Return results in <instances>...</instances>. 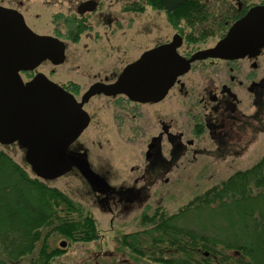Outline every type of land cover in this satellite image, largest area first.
<instances>
[{
    "label": "rangeland",
    "instance_id": "1",
    "mask_svg": "<svg viewBox=\"0 0 264 264\" xmlns=\"http://www.w3.org/2000/svg\"><path fill=\"white\" fill-rule=\"evenodd\" d=\"M68 1L0 0V3L24 12L28 24L36 32L55 34L58 28L65 34L64 27L56 28L54 14L69 15ZM237 1L247 5L264 2L198 0L200 5L206 2V9L211 10H206L203 18L194 19L195 15L191 14L193 22L184 18L175 28L167 13L149 0H102L101 9L89 15L91 26L81 30L78 40L75 41V36L70 37L72 40L63 36L68 45L66 61L58 66L44 63L36 71H43L56 82L66 85L80 99L91 83L113 80L127 63L157 43L170 40L177 31H182L185 37L180 49L182 54L213 46L226 29L220 19L215 20V15L224 10V5L234 6ZM132 3H135L134 10ZM107 12L117 17L113 24L102 22L99 15ZM257 61L261 67L255 71L249 67L250 60L241 61L243 68L250 73L248 76L236 70L241 62H237L235 71H232L225 62L215 66V60L197 61L190 72L181 77L183 87L176 85L165 100L156 104L135 105L122 96H94L85 105L90 123L71 150L86 157L92 169L107 179L108 191H95L76 168L46 183L79 204L84 215L95 221L98 234L91 240H72L48 226L43 229L35 249L14 264H37L39 250L45 244L49 252L60 249L50 257L48 264H169L171 258L180 257L181 254L176 253V249L171 250L167 243H151L150 236H143V243L136 249L139 252L134 251L123 244V236L147 231L152 222L147 223L145 217L156 221L157 213L167 216L176 213L196 196L261 160L264 156V114H261V120L242 118L243 121L251 120L253 126L239 137L236 149L229 152L222 144H217L205 126L203 114L209 112L211 104L206 102V96L204 101L200 100L206 88L226 83L237 92L241 112L253 115L256 96L249 84L252 79L264 78V54ZM232 75L234 80H231ZM23 78L27 80L29 77L23 74ZM239 81L243 85L239 86ZM222 120L220 118L218 122ZM179 134L182 149L172 166L155 171L147 169L154 161L146 158L152 138L157 136L159 139L154 151L171 162L174 144L170 136L174 138ZM0 150L30 176H35L25 160L24 149L17 143L0 144ZM147 174L152 181L145 180ZM69 215L76 218L79 214L73 212ZM196 220L191 213L184 225L198 229ZM209 231H215V223L208 228ZM62 241L66 245L61 247Z\"/></svg>",
    "mask_w": 264,
    "mask_h": 264
},
{
    "label": "water",
    "instance_id": "2",
    "mask_svg": "<svg viewBox=\"0 0 264 264\" xmlns=\"http://www.w3.org/2000/svg\"><path fill=\"white\" fill-rule=\"evenodd\" d=\"M161 1L167 11H173L187 0ZM182 42L175 34L172 41L145 51L127 64L113 82H95L77 100L41 72L23 80L21 72L34 70L46 59L54 64L63 62L65 44L34 32L20 11L0 5V143L17 142L37 177L53 180L76 167L94 189L107 192V180L91 168L86 157L70 150L90 123L85 103L97 94H123L136 102H158L195 60L215 54L226 58L257 54L264 45V5L252 7L215 48L187 58L178 51ZM65 245L62 241L61 246Z\"/></svg>",
    "mask_w": 264,
    "mask_h": 264
},
{
    "label": "trees",
    "instance_id": "3",
    "mask_svg": "<svg viewBox=\"0 0 264 264\" xmlns=\"http://www.w3.org/2000/svg\"><path fill=\"white\" fill-rule=\"evenodd\" d=\"M149 2L162 8L160 0ZM203 13H206V4L198 5L195 0H188L168 12L167 16L177 28L182 19L191 21V14L195 15L194 19L203 18ZM81 30L80 25L70 27L69 33L75 36V41L79 39ZM175 138L172 161L163 160L155 152L153 160L157 163L153 161L148 165L149 170L164 169L167 165L171 167L173 160L178 159L182 147ZM160 157L162 160L159 162L157 159ZM73 212L79 215L73 218L69 215ZM191 213L197 219L198 229L184 225ZM159 214H156L158 221L157 216L156 221L145 217L146 222H152V227L124 235L123 244L138 251L136 249L143 243V236H150L153 244L167 243L171 250L176 249V253L181 254L168 260L169 264H264V156L250 168L233 173L196 196L176 213L169 216ZM214 223L215 231L210 232L212 228L208 232ZM48 226H53L60 235L72 240H91L98 234L95 221L84 215L79 204L63 191L30 176L0 150V264H14L30 254L43 229ZM59 250L49 252L45 244L39 250L37 264H48L50 257Z\"/></svg>",
    "mask_w": 264,
    "mask_h": 264
},
{
    "label": "flooded vegetation",
    "instance_id": "4",
    "mask_svg": "<svg viewBox=\"0 0 264 264\" xmlns=\"http://www.w3.org/2000/svg\"><path fill=\"white\" fill-rule=\"evenodd\" d=\"M195 1L198 3V5H200L198 0H195ZM199 1L202 2V0H199ZM132 4H133L132 9L134 10L135 9V6H134L135 3H132ZM261 4H264V2L259 3L258 5H261ZM68 5L70 8V10L68 9V11H71L69 13V15L63 14L61 12H57L54 14V16H55L54 22H55V25H57L56 28L59 26L64 27L66 30L64 32L65 34H63L60 30H58V28H57V31L55 34H50V33H44V34L56 36L58 38H61L65 42H67L66 39L63 38V36L67 37L68 39H71L70 37L72 35H71V33H69L70 27H72V26L75 27V26L80 25V28L83 30L85 28V26H89V27L91 26L89 23V15L92 13L98 12L99 9H101L102 0H72V2L69 0ZM255 5H257V4L247 5L243 1L242 2L237 1L236 5H234V6L224 5L225 6L224 10L222 12H219L218 15H215V20L220 19V22L224 23L223 27H226V29L223 30L222 34L219 35L218 40L216 41V43L212 47L213 48L217 47L218 44L221 41H223L226 38V36L229 34L231 27L237 21L242 19L247 14V12ZM5 6L11 7V8H16V9L20 10L17 7L8 6V5H5ZM206 10L208 12V10H211V9H206ZM22 13L25 17V13L24 12H22ZM210 13L212 14V12H210ZM99 16L101 17V19H103L102 22H106L105 24H113L117 20V17L116 16L113 17L111 12H107L104 15L102 13ZM102 16H104V18ZM177 32H179L183 36L182 31H177ZM205 35H207V34H205ZM67 47H68V45H67ZM263 50H264V48L262 49V46H260V49L258 50V53L255 54L256 55L255 57H251L250 55H245L244 57L236 59V60L233 58L221 57L220 55H216V54L214 56H211V57L215 58V59H212V61L215 60V66H217L218 63H220V62H225L227 64L226 67L232 71H235V64L237 62L244 61L245 59L247 61L250 60L249 67H250L251 71H255L261 67V65L258 63L257 59L260 58L261 56H263V54H264ZM66 59H67V57H66ZM44 63H50L51 64V62H49V61H46ZM236 70H240L239 72H241L245 76H248L250 74L249 72L246 71L245 67L243 68L242 62L240 64V66H238V68H236ZM234 79H235V76L232 75L231 80H234ZM239 83H240L239 86L243 85L242 81H239ZM178 85L183 87L182 82H179ZM249 89L256 96V100L254 101L256 107L254 108L255 113L253 115H245L241 112L239 105H238V103H240V100L237 97V92H235L233 90V88L226 83H221L220 85L213 84L211 87L206 88L204 91L205 94L200 98V100L204 101L205 96H206L208 98V100L206 102H209L211 104L209 112H206L205 114H203V118H206L204 124L206 127L209 128L210 133H211L213 139L216 140L217 144H222L223 149L226 151L232 152L234 149H236V146L239 145V142H240L239 141L237 143V141L239 140V137L241 135L245 134L247 129H251V127L253 126V123H251V120L247 119V120L243 121L242 118H251L252 121L258 120V119L261 120L260 119L261 114H264V78H262L258 81H256L255 79H252L250 81V84H249ZM134 104L135 105H141L140 103H134ZM220 118L223 119L222 122H218L220 120ZM195 131H196V129H195ZM179 137L180 138L182 137L181 134L176 136L175 139H177V138L180 139ZM153 139H154V137L152 138V140ZM170 140L175 141V140H173L172 136H170ZM158 141H159L158 137L156 139H154L153 147L151 149H149V151L146 155V158H151L152 160L154 159L153 158V155H155L154 150L156 149V145H157ZM179 143H181V142L179 141ZM224 145L226 147H224ZM157 160L161 161L162 158L160 157ZM163 160H164V158H163ZM152 163H153V161H152ZM147 169H148V167H147ZM155 170L156 169H154L153 171H155ZM149 173L151 174V172H149ZM145 180L147 182H150L153 179L149 178L148 174H147Z\"/></svg>",
    "mask_w": 264,
    "mask_h": 264
}]
</instances>
